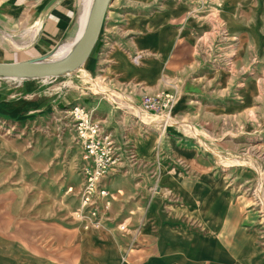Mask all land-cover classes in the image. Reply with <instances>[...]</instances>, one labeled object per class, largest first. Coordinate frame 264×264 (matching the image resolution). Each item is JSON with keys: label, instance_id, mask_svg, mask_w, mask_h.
Listing matches in <instances>:
<instances>
[{"label": "rangeland", "instance_id": "374dc122", "mask_svg": "<svg viewBox=\"0 0 264 264\" xmlns=\"http://www.w3.org/2000/svg\"><path fill=\"white\" fill-rule=\"evenodd\" d=\"M225 1L233 3L231 18L238 25L222 19ZM171 5L180 19L168 21L175 28L155 85L134 80L116 88L114 76L98 66L91 70L89 57L56 81L35 79L45 81L46 90L55 85L67 93L41 94L45 102L64 96L76 104H44L34 113L0 118V264H102L103 252L112 249L121 252L117 264L127 261L137 244L125 247L118 236L130 228L124 214L137 211L127 213L124 204L139 209L141 200L151 202L160 189V166H187L174 162L184 155L201 158L193 164L199 170L224 173L230 203L244 208L246 231L253 233L260 219L264 235V0H113L103 27L113 18L123 23L171 11ZM196 16L200 32L190 27ZM65 45L52 50L49 61ZM174 85L180 93L170 111L146 109L147 96ZM76 105L112 133L120 154L103 182L115 195L113 206L118 204L111 226L102 221L85 230L90 219L78 215L83 150L69 113ZM98 232L108 234L84 241Z\"/></svg>", "mask_w": 264, "mask_h": 264}, {"label": "crops", "instance_id": "0c3cea01", "mask_svg": "<svg viewBox=\"0 0 264 264\" xmlns=\"http://www.w3.org/2000/svg\"><path fill=\"white\" fill-rule=\"evenodd\" d=\"M175 7L171 5V11L155 12L139 20L125 18L123 23L118 18L111 19L103 27L94 50V54H99L97 59L89 56L91 70L98 66L106 75L114 76L116 88L134 80L155 85L170 44L169 35L175 28L168 21L180 19V10ZM221 16L228 22V17ZM80 17L79 0H0V63L48 56L58 46L75 40L81 28ZM197 18H191L190 27L200 32L194 25ZM130 33H136V37L127 41L125 38ZM131 55H137L138 59L131 61ZM44 84L45 81L33 79L0 78V118L34 113L44 108V104L65 108L77 103L70 98L64 100V96L45 102L41 94L67 93L59 92L55 85L46 90ZM176 86L169 91L179 94ZM107 134L112 137V133ZM197 159L201 158L178 156L174 162L187 166L177 165L173 169L160 166L157 172L160 189L151 202L141 200L139 209L124 204L127 213L137 211V215L124 214L130 218V228L118 239L125 247L133 243L137 246L127 261L120 260L118 264H264L260 219H256L257 226L253 224V233L246 231L244 208L230 203L225 174L199 170L193 165ZM155 161L165 163V160ZM109 192L108 210L104 209V200L98 199L103 222H111L107 226L114 225V220L109 219L114 216L111 210L115 195ZM117 206H113L114 210H118ZM107 234H89L84 241L93 242ZM120 255L121 252L112 249L101 256L102 264H117Z\"/></svg>", "mask_w": 264, "mask_h": 264}, {"label": "built area", "instance_id": "2783aa9c", "mask_svg": "<svg viewBox=\"0 0 264 264\" xmlns=\"http://www.w3.org/2000/svg\"><path fill=\"white\" fill-rule=\"evenodd\" d=\"M177 100V92H162L147 96L144 106L150 112H165L170 111ZM69 113L75 121L76 139L83 150L85 163L82 169L83 185L78 215L90 219V222H83L84 229L89 230L92 224L101 225L103 221L98 199L104 200L105 210L110 207L111 194L104 188L103 182L121 158L114 139L102 129L85 107L73 106Z\"/></svg>", "mask_w": 264, "mask_h": 264}, {"label": "water", "instance_id": "95a60500", "mask_svg": "<svg viewBox=\"0 0 264 264\" xmlns=\"http://www.w3.org/2000/svg\"><path fill=\"white\" fill-rule=\"evenodd\" d=\"M113 0H96L88 23L74 52L66 59L49 61V56L18 63H0V78L49 79L77 70L92 54L99 39L108 7Z\"/></svg>", "mask_w": 264, "mask_h": 264}, {"label": "bare ground", "instance_id": "6f19581e", "mask_svg": "<svg viewBox=\"0 0 264 264\" xmlns=\"http://www.w3.org/2000/svg\"><path fill=\"white\" fill-rule=\"evenodd\" d=\"M82 1H83V12H81L82 14H81V17H80V23H81L80 31H79V33H78V35H77V37L75 38L74 41H72V42H70V43H68L66 45L64 44L65 46H61V48H59L57 50V52H56V56L58 55V59L57 60L66 59L74 52V50L76 49V46L78 44L79 38L82 35V33H83L87 23H88L90 14L92 12V9H93V6H94L96 0H82ZM232 8H233V3L228 4L226 1L224 2V8H223L222 14H223V16L228 17V22H229L230 25H233L234 23H237V22H234V20L231 18ZM259 14H261V13H259ZM237 25H238V23H237ZM255 33H256V31H255ZM103 254H104V252H103Z\"/></svg>", "mask_w": 264, "mask_h": 264}]
</instances>
